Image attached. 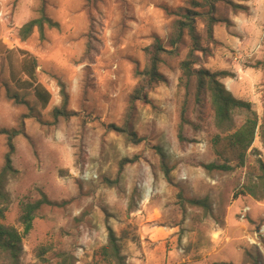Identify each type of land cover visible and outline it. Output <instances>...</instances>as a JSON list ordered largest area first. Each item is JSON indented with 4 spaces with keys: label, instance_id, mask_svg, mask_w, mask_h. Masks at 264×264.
<instances>
[{
    "label": "rangeland",
    "instance_id": "374dc122",
    "mask_svg": "<svg viewBox=\"0 0 264 264\" xmlns=\"http://www.w3.org/2000/svg\"><path fill=\"white\" fill-rule=\"evenodd\" d=\"M187 11L210 52L196 68L222 73L232 96L261 118L264 0H0V224L22 233L20 205L42 195L52 203L36 212L17 264H58L61 255L108 264L99 255L108 229L124 264H264L249 241L264 220V147L256 136L243 165L217 153L215 137L225 133L207 99L195 102L194 80L180 83L186 32L169 52ZM40 18L53 26L20 33ZM155 45L165 51L162 80L147 86L141 73ZM184 100L190 124L180 142ZM244 120L236 113L235 128ZM9 152L13 172L3 173ZM224 163L231 170L203 168ZM245 187L255 195L235 199ZM151 233L163 237L152 243ZM0 264L13 263L1 255Z\"/></svg>",
    "mask_w": 264,
    "mask_h": 264
},
{
    "label": "trees",
    "instance_id": "16d2710c",
    "mask_svg": "<svg viewBox=\"0 0 264 264\" xmlns=\"http://www.w3.org/2000/svg\"><path fill=\"white\" fill-rule=\"evenodd\" d=\"M89 1V0H87ZM207 1V0H206ZM195 16L196 13H192L191 11H187L183 15L182 20H178L175 23V32L170 39V46L173 52L177 49V45L182 41V38L186 32L187 36L190 39L191 47L183 61L180 63V83L184 85L187 89V86L191 80H194L195 84V93L194 99L195 102L199 105H203V103L208 101V106L210 111L213 114V119L217 128L221 129L222 132L225 133L224 136H216L214 140V145L217 148V153L220 156L229 155V160L237 161V164L243 165L246 154L248 150L253 145L255 137L258 136L261 140L262 146L264 147V101H263V113L261 118L254 113L251 107V103L245 102L243 100L236 99L232 96V94L226 89L223 83L220 81V77L222 73L210 72L209 70L199 67L196 68L200 63L201 57L209 56V49L203 47L201 45L200 37L197 34L195 27ZM48 23L53 26L51 20L46 18H40L36 20H32L29 23L25 24L21 29L20 33L23 36H26L31 32L34 27L42 28L44 23ZM215 19L209 17L208 25H207V33L209 39L213 41L212 38V24L215 23ZM165 52L164 49L160 45H155L150 53L149 63L146 69L141 73L143 78L146 81L147 86L154 84L158 81L162 80V76L158 72V65L161 62V53ZM200 54V56H199ZM263 77H264V66ZM144 87V86H143ZM35 95L41 99L43 104H47L49 95L42 88L35 87ZM135 98H142L143 92L138 89L135 91ZM186 109H187V101H183V105L180 112V124L178 126V140L180 142H184L185 139L183 137V131L185 125H189V121L186 119ZM236 113H242L245 115V120L243 124L235 128L234 126V116ZM63 115L67 116L65 112L62 113L60 110H55V115ZM20 132L11 131L9 134L11 136H16ZM133 134H129L131 137ZM9 136V141L10 137ZM134 137V135H133ZM133 140V139H132ZM134 142H138L134 140ZM10 152L13 150V146L9 143ZM10 152L5 157V165L3 167V173L13 172L11 161H10ZM224 163L222 165L208 164L203 165V168L207 171L212 170H220V171H229L230 167L226 166ZM261 174L258 177L259 183L264 184V165H260ZM164 175L170 180L169 171L167 169L164 170ZM252 194L255 195L254 191L251 188L245 187L239 193L234 194V198L236 199L240 194ZM39 201L34 203H26L20 205L19 207V218L18 221L23 228V232L20 233L13 226H6L0 224V256L6 255L13 264H17L20 253L22 251V240L23 235L27 234L32 229V224L35 219L36 212L43 205H52V203L44 196ZM190 204L198 206L203 204V201L191 200ZM0 216L3 214L0 211ZM100 257L102 260L111 264L113 260L116 261L117 264H124V259L121 257L120 249L117 244V238L114 232L111 229H108V242L105 246L100 249ZM61 260L58 264H73V260H68L67 256L61 255ZM225 264V263H224Z\"/></svg>",
    "mask_w": 264,
    "mask_h": 264
},
{
    "label": "built area",
    "instance_id": "2783aa9c",
    "mask_svg": "<svg viewBox=\"0 0 264 264\" xmlns=\"http://www.w3.org/2000/svg\"><path fill=\"white\" fill-rule=\"evenodd\" d=\"M249 207H243L241 211V218L245 220ZM251 244L264 255V220L258 225L253 236H250Z\"/></svg>",
    "mask_w": 264,
    "mask_h": 264
},
{
    "label": "crops",
    "instance_id": "0c3cea01",
    "mask_svg": "<svg viewBox=\"0 0 264 264\" xmlns=\"http://www.w3.org/2000/svg\"><path fill=\"white\" fill-rule=\"evenodd\" d=\"M6 67L8 68V65H6ZM156 235H158V236H156ZM162 237H163V235L159 236L158 233H151V235L149 234V241L153 243V242H155V240L160 239Z\"/></svg>",
    "mask_w": 264,
    "mask_h": 264
}]
</instances>
